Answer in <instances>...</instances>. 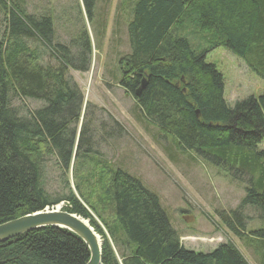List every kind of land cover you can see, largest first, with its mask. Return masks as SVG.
<instances>
[{
	"label": "trees",
	"instance_id": "16d2710c",
	"mask_svg": "<svg viewBox=\"0 0 264 264\" xmlns=\"http://www.w3.org/2000/svg\"><path fill=\"white\" fill-rule=\"evenodd\" d=\"M100 1L76 3L92 21ZM29 10V0H0V225L65 202L64 212L90 221L101 237L103 264H248L231 242L209 253L184 248L155 193L83 148L85 126L76 147L85 102L70 72L90 71L92 42L72 23L75 35L56 43L54 10L47 15L44 7L41 14L36 6L34 13ZM119 11L128 15L129 54L120 59L117 84L133 96L141 118L173 137L179 150L246 181L240 205L219 218L264 264V227L249 234L246 214L253 209L264 223V152L258 150L264 141V95L230 105L223 75L206 61L224 48L264 80V0H122ZM143 79L148 84L137 98ZM24 100L42 106L21 117L14 101ZM82 154L88 159L76 169ZM52 159L66 193L46 190ZM70 171L78 179L74 188ZM89 259L86 244L58 228L0 245V264Z\"/></svg>",
	"mask_w": 264,
	"mask_h": 264
},
{
	"label": "rangeland",
	"instance_id": "374dc122",
	"mask_svg": "<svg viewBox=\"0 0 264 264\" xmlns=\"http://www.w3.org/2000/svg\"><path fill=\"white\" fill-rule=\"evenodd\" d=\"M29 1L31 13L35 12V6L36 14H41L43 7V15L54 10L56 43L69 42L74 34L72 23L78 29H85L92 42L90 71L86 74L70 72L85 102L76 147L81 127L85 126L83 148L97 151L101 160L125 170L155 193L184 248L209 253L221 244L231 242L242 252L248 264H259L251 249L230 233L219 218L220 213L235 210L240 205L246 194V181L226 177L220 167L196 154L179 150L173 137L161 133L156 126L141 118L133 96L117 84L120 59L129 54L128 15L119 11L122 0H101L92 21L88 20L82 5L81 9L77 7L76 0ZM206 61L215 65L223 75L225 99L230 105L264 95V80L250 70L244 60L224 48L210 53ZM14 106L20 107V116L23 117L28 111L41 107L42 103L14 101ZM258 150L264 152V141ZM84 158L88 159V154L80 156L76 169H80ZM55 161L52 159L46 165L45 187L52 195L66 193ZM69 179L74 188L78 179L71 171ZM64 206L65 202L57 205L61 209ZM246 214L249 234L264 227L255 210L248 208Z\"/></svg>",
	"mask_w": 264,
	"mask_h": 264
},
{
	"label": "water",
	"instance_id": "95a60500",
	"mask_svg": "<svg viewBox=\"0 0 264 264\" xmlns=\"http://www.w3.org/2000/svg\"><path fill=\"white\" fill-rule=\"evenodd\" d=\"M147 84V80L143 79L141 86L135 93V97L139 98L141 96L142 91L147 86ZM44 228H58L76 235L86 244L89 249L90 259L87 264H103V241H101V245L98 244L97 237L99 236L91 227L90 221L77 214L64 212L60 207H48L43 211L1 224L0 245L22 235Z\"/></svg>",
	"mask_w": 264,
	"mask_h": 264
},
{
	"label": "bare ground",
	"instance_id": "6f19581e",
	"mask_svg": "<svg viewBox=\"0 0 264 264\" xmlns=\"http://www.w3.org/2000/svg\"><path fill=\"white\" fill-rule=\"evenodd\" d=\"M60 208H61V207H60ZM96 234H97V233H96ZM97 239H98V244L101 245V240H100V238L97 237Z\"/></svg>",
	"mask_w": 264,
	"mask_h": 264
}]
</instances>
